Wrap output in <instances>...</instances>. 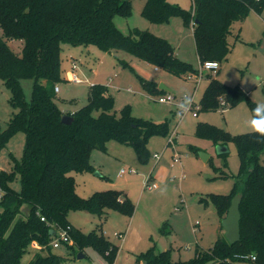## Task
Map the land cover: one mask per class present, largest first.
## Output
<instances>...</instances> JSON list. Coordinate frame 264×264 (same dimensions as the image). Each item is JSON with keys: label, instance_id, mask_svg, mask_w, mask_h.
Listing matches in <instances>:
<instances>
[{"label": "trees", "instance_id": "obj_1", "mask_svg": "<svg viewBox=\"0 0 264 264\" xmlns=\"http://www.w3.org/2000/svg\"><path fill=\"white\" fill-rule=\"evenodd\" d=\"M263 9L264 0H193L191 9L169 0H146L141 13L160 24L182 17L193 27L199 59L221 63L233 47L229 42L233 24L251 11L261 13ZM132 13V0H0V78L10 88V103L17 109L5 127L0 124V152L18 132L26 135L22 157L13 155L11 168L0 169V264H66L67 255L51 245L57 228L68 229L73 241L65 244L76 255L91 247L114 263L119 246L102 232L76 227L69 211L82 209L103 217L113 209L133 215L135 203L116 188L83 197L77 192L72 172L95 171L91 155L95 150L107 151L111 139L133 146L147 161L149 137L168 134L169 129L166 124L158 127L135 117L129 106L118 114L114 97L102 83L90 85L86 104L73 113L65 112L57 101L56 86L67 80L62 71L63 44L123 49L177 75L197 71L176 54L167 38L140 28L124 33L115 17L127 18ZM28 78L32 79L30 98L23 86ZM209 78L200 102L202 109L216 110L221 100L235 105L243 99L251 110L255 108L257 102L241 87L213 75ZM143 81L151 93L166 92L156 81ZM65 113L74 116L72 123L62 121ZM196 134L219 144L232 141L237 147L240 166L234 186L228 194H212V201L224 218L233 197L243 193L241 238L231 243L221 237L211 248L197 249L187 260L174 261L167 251L156 253L155 246L141 252L138 259L145 258L151 264H264V142H258L254 132L232 134L209 122H200ZM18 178L20 190L14 187ZM33 243L40 248L24 263Z\"/></svg>", "mask_w": 264, "mask_h": 264}, {"label": "rangeland", "instance_id": "obj_2", "mask_svg": "<svg viewBox=\"0 0 264 264\" xmlns=\"http://www.w3.org/2000/svg\"><path fill=\"white\" fill-rule=\"evenodd\" d=\"M169 1L187 9L193 6V0ZM145 2L132 0V15L127 18L117 15V26L126 34L140 28L167 38L176 46L183 60L192 61L198 67L191 27L180 16L172 17L168 23L150 22L141 13ZM229 42L233 47L221 62V72L214 74L205 70L199 86L185 75L156 68L123 49L63 44L62 71L67 80L58 83L60 91L56 96L65 112L86 104L90 85L102 83L108 86V92L114 97L118 114L129 106L135 117L147 119L158 127L166 124L169 129L168 134L155 133L149 137L147 147L151 154L147 161L139 157L133 146L111 139L107 143V151L95 150L92 153L91 163L96 167L95 171L72 172L76 177L77 192L83 197L95 191L116 188L128 192L135 203L133 215L113 209L103 217L82 209L69 211L68 217L76 227L84 232H102L119 246L113 264H151L145 258L138 259V256L152 246H155L156 253L167 251L174 261L187 260L195 256L197 249L208 250L217 239L226 237L223 218L212 201V194H228L232 190L240 166L237 147L230 141L229 152L220 155L217 153L219 143L199 137L196 129L200 122H209L232 134L252 132L247 126L252 110L246 99L235 105L220 103L216 110L202 109L200 102L210 81L206 77L209 72L228 85L241 87L257 103H264V9L261 13L253 11L243 21L235 22ZM12 43L17 48L18 44ZM72 60L77 61L78 72L89 79L88 83L69 80ZM144 79L164 84L168 90L160 94L151 93L145 87ZM23 86L26 97L30 98L32 79H24ZM11 94L8 85L0 78L2 127L17 110L10 103ZM168 94L176 96L175 102L186 95H195L198 116H194L193 111L183 113L179 106L158 100ZM174 131L176 148L173 149L168 145V139ZM25 143L24 132H18L9 139L0 152V169L11 168L13 155L19 159L22 157ZM175 151L181 156L182 163L173 160ZM156 153L161 154L159 160L154 157ZM121 167L134 171L121 176ZM182 171L185 176L180 178ZM149 174L158 188L144 186ZM14 187L21 189L19 178ZM118 233H123L124 237H119ZM33 248L24 255V263L34 257L36 250ZM54 250L67 255L66 264H95L102 259L91 247L85 249L84 258H78V254L65 243ZM226 264L247 263L236 261Z\"/></svg>", "mask_w": 264, "mask_h": 264}, {"label": "built area", "instance_id": "obj_3", "mask_svg": "<svg viewBox=\"0 0 264 264\" xmlns=\"http://www.w3.org/2000/svg\"><path fill=\"white\" fill-rule=\"evenodd\" d=\"M220 66H221V63L218 60H206V61L199 60L198 67L196 68L197 71L189 72L185 76L187 77V79L195 80L199 86L201 79L203 78L205 70L209 71V72H213L214 74H216L217 71L219 70ZM156 68H158V67H156ZM78 71H79V65H78L77 61L74 60V61H72L71 69L69 71V74H70L69 80L73 81L75 83H83V82L88 83L89 79L87 77H82ZM58 90H59V86L57 85L56 91H58ZM158 100L160 102H163V103L175 104L179 107L181 104H184L185 101H191L190 106H188L186 109H181V107H180V109L182 110L183 113L193 111L194 116L198 115V108L195 107V95H193V96H187L186 95L185 97L180 98V100L178 102H175L176 96L173 94L160 96L158 98ZM221 105H227V102L225 100H221ZM168 145H171L173 149H174V147L176 148V132L175 131L169 135ZM154 157L157 160H159L161 158V154L156 153L154 155ZM173 160L176 163H182L181 156L176 151L173 154ZM129 171H134V169L123 167L121 169L120 175L123 176L124 174H126ZM184 176H185V173L182 171L180 178H183ZM151 180H152V175L149 174L144 181V186L146 188H149V189L158 188V184L156 182L151 181ZM42 219H44V217ZM55 233H56V237L51 242V245L53 246V248L60 247V245L62 243H72L73 240L69 234L68 229L57 228ZM118 235L121 238L124 237L123 233H118ZM33 246L36 248H40V246L37 243H33ZM256 259H257L256 255H253L252 260L255 261ZM95 264H112V263H109L104 257H102V259H99V261L95 262Z\"/></svg>", "mask_w": 264, "mask_h": 264}, {"label": "water", "instance_id": "obj_4", "mask_svg": "<svg viewBox=\"0 0 264 264\" xmlns=\"http://www.w3.org/2000/svg\"><path fill=\"white\" fill-rule=\"evenodd\" d=\"M161 89L168 90V88L164 84H160ZM74 120V116L72 114L65 113L62 117V121L65 123H72ZM229 152L228 144H218L217 145V153L218 154H226ZM243 197V193H237L231 202V205L228 209L227 214L222 220V226L226 230V237L231 243H235L241 238V211H240V203ZM56 230H53L52 233H55ZM84 252L78 253V258H84Z\"/></svg>", "mask_w": 264, "mask_h": 264}, {"label": "clouds", "instance_id": "obj_5", "mask_svg": "<svg viewBox=\"0 0 264 264\" xmlns=\"http://www.w3.org/2000/svg\"><path fill=\"white\" fill-rule=\"evenodd\" d=\"M191 101H185L181 104V109H186L190 106ZM249 129L257 134L258 142H264V103H257L252 109V116L247 121Z\"/></svg>", "mask_w": 264, "mask_h": 264}, {"label": "crops", "instance_id": "obj_6", "mask_svg": "<svg viewBox=\"0 0 264 264\" xmlns=\"http://www.w3.org/2000/svg\"><path fill=\"white\" fill-rule=\"evenodd\" d=\"M179 4V3H178ZM181 5V4H180ZM182 6V5H181ZM185 8V7H184ZM251 12H253V11H251ZM250 12V13H251ZM243 21V20H242ZM191 29H192V31H193V27H191ZM193 36H194V33H193ZM194 43H195V38H194ZM176 47V46H175ZM195 49H196V44H195ZM196 52H197V50H196ZM176 54L180 57V56H182V55H179L178 53H177V48H176ZM197 57H198V54H197ZM181 58V57H180ZM182 59V58H181ZM199 57H198V62H199ZM72 61H74V60H72ZM72 61H71V65H72ZM188 62H191L195 67H197L192 61H188ZM199 64V63H198ZM71 65H70V69H71ZM221 70H222V63H221V66H220V70H219V72L218 73H220L221 72ZM209 75H212V73H207V78L208 79H210L209 78ZM208 85V84H207ZM159 86H160V84H159ZM60 91V88H59V90L57 91V92H59ZM62 108V107H61ZM67 110V109H66ZM76 110H78V109H73V110H69V111H67V112H71V113H73V112H75ZM198 116V115H197ZM123 167H121V169H122ZM121 169H120V172H121ZM124 193H126L130 198H131V196L129 195V193L128 192H124ZM132 199V198H131ZM35 249H39V248H36L35 247ZM119 250H120V248H119ZM85 254V253H84Z\"/></svg>", "mask_w": 264, "mask_h": 264}]
</instances>
